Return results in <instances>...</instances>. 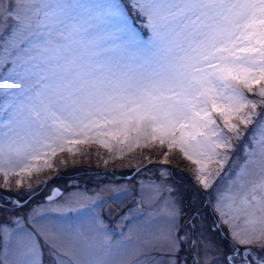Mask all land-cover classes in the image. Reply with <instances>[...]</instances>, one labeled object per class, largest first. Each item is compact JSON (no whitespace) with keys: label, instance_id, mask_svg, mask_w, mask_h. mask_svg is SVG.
Returning <instances> with one entry per match:
<instances>
[{"label":"snow or ice","instance_id":"6c2138e0","mask_svg":"<svg viewBox=\"0 0 264 264\" xmlns=\"http://www.w3.org/2000/svg\"><path fill=\"white\" fill-rule=\"evenodd\" d=\"M0 69V95L10 96L0 113L5 205L25 203L10 199L9 176H31L41 161L52 168L50 158L75 145L111 152L109 141L124 144L133 133L135 146L159 141L196 165L197 191L209 194L237 146L244 150L228 187L216 189L223 227L208 232L223 231L219 242L182 235L175 201L165 227L149 217L120 239L103 233L97 217L47 221L45 212L75 210L65 201L34 209L28 227L0 225V248L11 255L0 264H45V249L53 264H187L186 243L194 264H264V0H0ZM234 187L245 190L238 203ZM128 194L113 189L107 199L123 204ZM141 195L144 203L154 191Z\"/></svg>","mask_w":264,"mask_h":264},{"label":"rangeland","instance_id":"374dc122","mask_svg":"<svg viewBox=\"0 0 264 264\" xmlns=\"http://www.w3.org/2000/svg\"><path fill=\"white\" fill-rule=\"evenodd\" d=\"M124 1L130 2V0H122V3ZM128 12L130 23L141 38L146 40L148 30L143 27V22L131 12V9H128ZM5 75L4 70L0 69V84L4 83ZM246 94L251 97L250 93ZM9 99L10 96L0 95V113L3 112ZM216 119L222 127L218 116ZM250 138L249 135L243 143L247 144ZM109 143L112 144L111 152L96 142L75 145L73 148L76 151L73 153H69L66 148L65 151L58 152L55 157L50 158L49 162L54 165L52 168L44 166L41 161L40 171H33L31 176L27 173L23 176H9L12 187L10 199L12 201L21 199L25 203L22 207H17L11 202L5 205L4 201L9 200V194L0 187V207L6 208V211H0V225L14 229L16 228L15 221L19 220L25 227H28L27 221L34 209H45L50 204L69 201L73 204L74 211L45 212V219L54 223L78 224L97 217L103 233L114 239H120L127 236L130 229L142 224L149 217L156 221L157 226L165 227L168 206L175 201L180 211L179 224L183 229L182 235L187 233L193 240H199L203 232L217 242L223 239V231L215 235L208 232V229L213 226H215L214 232L223 227L219 224L213 203L218 195L216 189H226L231 182L230 178L234 177L238 170L236 165L244 158L242 145L237 146L233 159L225 165L226 171L221 173L216 185L210 190V194L206 193L208 202L205 203L203 190L197 191L196 165L185 158L178 148L169 150L166 146L161 147L159 141L149 139L145 143L143 138H141L140 146H135V133L131 134L124 144H116L114 141H109ZM129 144L133 146L130 148ZM165 152H168L167 157L164 156ZM141 165H144L142 169L132 176L125 177ZM208 167L216 169L219 166L212 163ZM17 179L24 181L19 190L15 185ZM3 183L4 177L0 174V185ZM29 184L34 186L35 191L42 186V191L40 193L33 191L32 196H29L27 194ZM142 187L145 189L151 187L154 191L151 199L143 197L144 203H141ZM113 189L128 190L129 194L123 197V204L107 199ZM232 192L237 203L245 194V190L239 187H234ZM48 197H52V201H49ZM83 197L87 199H81ZM101 197L104 199L102 200ZM29 198L30 200L27 201ZM240 224L243 226L242 220ZM225 243L227 244V241ZM180 257L182 261L186 259L187 264H194V260L197 259L194 246L190 251L189 244L186 243ZM10 259V253L0 248V260ZM44 261L45 264H53V257L48 249H45Z\"/></svg>","mask_w":264,"mask_h":264},{"label":"water","instance_id":"95a60500","mask_svg":"<svg viewBox=\"0 0 264 264\" xmlns=\"http://www.w3.org/2000/svg\"><path fill=\"white\" fill-rule=\"evenodd\" d=\"M139 168H140V167L135 168L131 174H133L134 172H136ZM131 174H130V175H131Z\"/></svg>","mask_w":264,"mask_h":264},{"label":"trees","instance_id":"16d2710c","mask_svg":"<svg viewBox=\"0 0 264 264\" xmlns=\"http://www.w3.org/2000/svg\"><path fill=\"white\" fill-rule=\"evenodd\" d=\"M203 194V193H202ZM32 201V200H31Z\"/></svg>","mask_w":264,"mask_h":264}]
</instances>
